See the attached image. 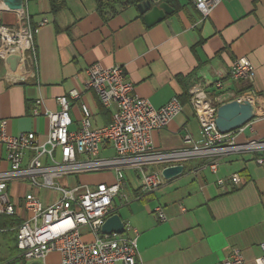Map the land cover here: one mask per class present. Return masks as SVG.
Here are the masks:
<instances>
[{"label":"crops","instance_id":"crops-1","mask_svg":"<svg viewBox=\"0 0 264 264\" xmlns=\"http://www.w3.org/2000/svg\"><path fill=\"white\" fill-rule=\"evenodd\" d=\"M65 3V9L55 15L50 0H28L37 53L34 68H21L10 78L8 67L4 71L0 62V123H5L9 136L33 133L41 143L45 142L49 121L44 116H31L35 101H43L40 112L54 113L59 110L56 99L74 90L81 94V100L70 104L71 132L81 127V104L89 109L94 129L111 124L116 108L102 112L95 95L85 90L86 71L98 64L104 69L124 68L135 93L155 109L164 107L173 98L180 101L182 87L186 85L190 90L199 83L209 87L223 81L222 92L207 89L220 105L251 90L260 99L257 118L252 122L254 132L246 130L245 138L237 142L241 135L236 142L264 141V0H223L207 19L195 10L192 0H178L173 15L151 28L146 27L135 8L105 21L93 0H65ZM17 19V11L9 10L0 0V27L16 26ZM44 20L47 24L41 26ZM243 58L255 71L252 84L227 78L232 63ZM20 78L26 84L17 85L9 80L20 82ZM198 124L191 106L184 105L182 113L165 130L153 135L154 152L190 148L183 142L186 134L194 144L201 145L204 139ZM263 155L228 156L220 161L215 173L207 168V160L187 162L180 176L164 180L152 193H143L138 174L126 170L114 210L128 226L126 237L137 238L138 261L220 264L237 249L244 264H257L264 244V166L256 160ZM114 157L111 146L103 145L100 159ZM8 167L0 146V172ZM161 170L160 166L148 168L149 172ZM104 172L107 171L98 173ZM89 175L60 180L67 188L116 182L114 171L100 180ZM233 175L241 178L240 187L230 183ZM220 180L222 185L218 184ZM11 184L10 195L12 187L20 186L25 194L34 192L38 197L41 192L55 194L54 199L43 202L45 205L59 199L57 193L35 190L27 182ZM16 196L11 195L13 200L22 198ZM157 208H161L165 221L158 220Z\"/></svg>","mask_w":264,"mask_h":264},{"label":"built area","instance_id":"built-area-1","mask_svg":"<svg viewBox=\"0 0 264 264\" xmlns=\"http://www.w3.org/2000/svg\"><path fill=\"white\" fill-rule=\"evenodd\" d=\"M222 2L192 0L203 19H207ZM27 3L28 0H24L23 9L17 11L16 26L0 27V62L4 71L9 67L8 63L15 60H19L22 70L36 66L34 31ZM46 24L44 20L41 26ZM13 74L7 76L13 78ZM227 78L252 84L255 71L247 59H238L232 63ZM14 84L24 85L26 82L20 78V82ZM211 87L222 92L224 82L216 81L209 87L199 83L188 92L189 105L200 125L203 143L194 144L191 136L186 134L183 142L191 147L176 152L155 153L153 135L165 130L182 113V104L173 98L164 107L155 109L135 93L134 85L120 66L104 69L95 64L86 71V92L95 95L103 109L116 108L112 123L106 127L94 129L89 109L81 104V127L77 132L69 130L72 124L68 115L70 104L81 100V94L75 90L56 99L59 110L54 113L40 112L43 101H35L31 116H44L49 121V131L43 143L33 133L9 136L5 123L1 122L0 146L9 167L7 171L0 172V218L16 219L20 224L0 229V235L13 233L10 238L19 253L17 260L24 264H141L137 238L126 237L127 225L124 224L125 233L122 235L102 233L106 220L116 215L114 200L120 195L126 170L138 174L143 193H152L163 185L162 171L166 168L204 159L208 161L207 168L215 173L220 161L228 156L264 153V141L236 142V138L246 130L254 132L253 121L229 134L217 130L215 120L220 104L207 93ZM259 100V96L249 90L239 94L234 101L248 102L257 111ZM105 144L113 149V159H100L101 148ZM256 163L264 166V155ZM151 166H160L162 170L149 172ZM109 170L115 172L113 185L67 188L56 183L64 178ZM15 181L27 182L35 190L55 192L59 199L45 205L31 192L15 201L10 195V185ZM229 181L235 187L242 184L238 175L231 176ZM218 184L222 185L223 181H218ZM155 214L160 222L165 221L161 208L155 209ZM83 230L87 233L84 234ZM261 251L257 264H264V244ZM53 254L59 257L57 263L48 262V257ZM9 263L14 264L12 261ZM220 264H244V259L239 250L233 249Z\"/></svg>","mask_w":264,"mask_h":264},{"label":"water","instance_id":"water-1","mask_svg":"<svg viewBox=\"0 0 264 264\" xmlns=\"http://www.w3.org/2000/svg\"><path fill=\"white\" fill-rule=\"evenodd\" d=\"M3 4L11 11H20L24 7V0H2ZM140 16L147 28L156 26L173 15L174 10L163 2V0H147L137 6ZM12 73L18 71L19 60L8 63ZM257 118L256 109L248 102L239 103L232 101L221 104L217 109L215 124L217 130L222 134L235 132ZM182 166L166 168L162 171V177L170 181L183 173ZM124 222L119 215L108 218L102 227L105 235L125 233Z\"/></svg>","mask_w":264,"mask_h":264},{"label":"trees","instance_id":"trees-1","mask_svg":"<svg viewBox=\"0 0 264 264\" xmlns=\"http://www.w3.org/2000/svg\"><path fill=\"white\" fill-rule=\"evenodd\" d=\"M96 6L97 12L102 16L105 21L110 20L118 13L127 10L129 8L137 9V6L147 0H93ZM165 4L176 11L178 6V0H163ZM52 12L57 15L66 7L65 0H50ZM192 76V75H191ZM182 94L179 97L181 104L184 106L189 104L190 97L188 95L189 88L186 86L182 87ZM104 112L103 108L101 109ZM110 125V124H109ZM20 222L16 219L2 217L0 218V229H9L17 227ZM10 232L6 236H12ZM5 236V235H4Z\"/></svg>","mask_w":264,"mask_h":264},{"label":"rangeland","instance_id":"rangeland-1","mask_svg":"<svg viewBox=\"0 0 264 264\" xmlns=\"http://www.w3.org/2000/svg\"><path fill=\"white\" fill-rule=\"evenodd\" d=\"M242 136L243 137H241V138L238 137L239 139L237 140V142H240V141H242V138H245L244 135H242ZM110 174L113 175V171L109 170V171L104 172V173H94V174L89 175L88 177L92 178V179L100 180L103 175L109 176ZM56 183L60 186H63L62 180H58ZM12 192L15 195H18L16 197H23L25 194L24 189L21 188L20 186L12 187L11 195L13 194ZM54 195L55 194L50 193V192H41L39 197H40L42 202H46L48 199H54ZM58 197L59 196L57 195V198ZM17 199H15V201ZM18 256H19V253H17V250L15 249L14 241L10 238V236L0 235V262L7 264V263L12 261L14 264H24L23 262L17 260ZM58 261H59V257L56 254L50 255V257H48V262L57 263Z\"/></svg>","mask_w":264,"mask_h":264},{"label":"bare ground","instance_id":"bare-ground-1","mask_svg":"<svg viewBox=\"0 0 264 264\" xmlns=\"http://www.w3.org/2000/svg\"><path fill=\"white\" fill-rule=\"evenodd\" d=\"M21 68H22V67H19L18 71H16V72L13 74V76L16 75V74L20 71ZM8 75H12V72L10 71L9 67H8ZM13 82H18V80H13Z\"/></svg>","mask_w":264,"mask_h":264}]
</instances>
